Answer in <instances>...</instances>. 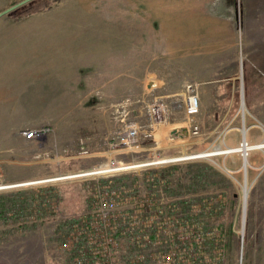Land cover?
<instances>
[{
    "label": "rangeland",
    "instance_id": "1",
    "mask_svg": "<svg viewBox=\"0 0 264 264\" xmlns=\"http://www.w3.org/2000/svg\"><path fill=\"white\" fill-rule=\"evenodd\" d=\"M20 1L0 0V12ZM189 16L188 0H31L0 16V182L16 185L0 190V264H264V16L251 35L238 22L248 58L190 46L223 36ZM188 85L200 99L192 118ZM153 102L168 109L153 136L110 154L127 125L146 130ZM42 126L53 131L23 134ZM244 137L248 156L226 153ZM110 158L178 161L30 184ZM91 221L116 236L115 263L87 245Z\"/></svg>",
    "mask_w": 264,
    "mask_h": 264
},
{
    "label": "built area",
    "instance_id": "2",
    "mask_svg": "<svg viewBox=\"0 0 264 264\" xmlns=\"http://www.w3.org/2000/svg\"><path fill=\"white\" fill-rule=\"evenodd\" d=\"M188 97L186 101L185 111L186 114L192 118L196 114H198L200 110V102H199V95L196 93L195 88L192 85H188ZM168 112L167 106L162 102H153L148 105V113L151 116L150 123L146 126V130L141 131V127L138 125V123L133 122L126 126L125 130L118 135L116 139H114L111 142L112 150H110V154H112L114 149L116 150L117 147L123 148V150H132V149H139V142L141 138V133H143V138H151L153 136L152 131L155 128V125L159 121H163V119L166 117ZM53 131V129L50 126H42L38 128H30L23 131L24 136L27 139H40L43 138L45 135L50 134ZM192 132L194 134L198 133V125L193 124L192 126ZM249 141L247 140V137H244L241 142L239 143L241 148H248L249 147ZM117 151V150H116ZM112 152V153H111ZM239 152L243 155V150L241 151H232V152H226V153H236ZM83 155H89V150L82 149V151L79 152ZM246 155H249V152L246 151ZM244 157V155H243ZM178 160H169L165 162H159L161 163H168V162H176ZM158 163V164H159ZM154 163L151 162H145V163H137V164H122V163H116L114 159L110 158L109 161L102 164L101 166L94 168L92 170H88L86 172H80L77 174L72 175H66L62 177L57 178H51V179H45V180H39V181H33L30 184L38 183V182H46V181H52L57 179H66V178H73V177H83V176H111L113 172L116 170H126L129 168H135L140 166H148L152 165ZM116 168L111 169L108 168V166H115ZM18 186L24 185V184H17ZM16 186V185H15ZM14 185H6L0 182V190L7 189L11 187H15ZM81 233L87 238V245L92 244L95 245L94 248L95 254L97 256H100L101 259L110 261V258L112 257L113 253L112 250L117 246V239L114 238V235L110 232H108L107 225L105 222H102L100 226L95 224V222H90V228L88 226H82L80 228ZM79 231V228H78ZM96 231V232H95ZM100 231V232H99ZM102 231V232H101ZM104 231V232H103ZM139 235V234H137ZM103 236V239H102ZM136 239V238H134ZM138 240V239H136ZM99 248L97 249V247ZM85 261L82 258H79L78 264H84ZM115 263V262H111Z\"/></svg>",
    "mask_w": 264,
    "mask_h": 264
},
{
    "label": "crops",
    "instance_id": "3",
    "mask_svg": "<svg viewBox=\"0 0 264 264\" xmlns=\"http://www.w3.org/2000/svg\"><path fill=\"white\" fill-rule=\"evenodd\" d=\"M189 11H190V25L201 26V27H220V36L227 38L226 41L222 38V41L216 43L210 47L201 45V39H193L190 37V46H193L196 50L202 51L203 47L206 51L210 50H221L220 48L233 49L235 52H239L241 56H244V41L239 39L238 35V22L242 19L246 20L250 25V35L254 34V28L257 26V17L263 18V8L259 11L256 8L260 3L263 7L264 0H188ZM263 3V5H262ZM223 28V29H222ZM214 34H218L217 31H213ZM226 35V36H225ZM224 42L226 45L224 46ZM251 39L246 41L247 49L250 51L254 50L256 43H250ZM257 49L259 52L264 53V41L259 42ZM250 49V50H249ZM249 54H245V57H249ZM264 58V55L259 56ZM182 134H187L188 129L184 128Z\"/></svg>",
    "mask_w": 264,
    "mask_h": 264
},
{
    "label": "trees",
    "instance_id": "4",
    "mask_svg": "<svg viewBox=\"0 0 264 264\" xmlns=\"http://www.w3.org/2000/svg\"><path fill=\"white\" fill-rule=\"evenodd\" d=\"M108 185H109V182H107ZM107 183H103L104 185L107 184ZM54 191V190H53ZM53 191L52 189L50 188H44L41 192H43L40 196V202L42 204V206H44L45 208H51V207H55L56 206V198H55V195L53 194ZM108 191V194H111V191L110 189L107 190ZM110 191V192H109ZM175 210V208H174ZM168 213V212H167ZM167 217L169 218H172L174 219V214L170 213V214H167L166 215ZM165 217V216H164ZM163 219V218H162ZM113 220V219H112ZM164 220V219H163ZM163 220H161L163 222ZM80 222V220L77 221V223ZM160 222V221H159ZM157 223V222H156ZM157 225V224H156ZM78 226V225H77ZM86 226H88V228H90V223H87ZM143 227H138V230L135 231L136 234L139 233V231H143ZM159 228V227H158ZM136 229V228H135ZM129 231V230H128ZM114 238H116V236L114 235ZM98 259L101 260V257L98 256Z\"/></svg>",
    "mask_w": 264,
    "mask_h": 264
},
{
    "label": "water",
    "instance_id": "5",
    "mask_svg": "<svg viewBox=\"0 0 264 264\" xmlns=\"http://www.w3.org/2000/svg\"><path fill=\"white\" fill-rule=\"evenodd\" d=\"M29 1H31V0H22V1H20V2H17L16 4H14V5H12V6L8 7V8H6L5 10H2V11L0 12V16L6 14V13H8V12H11V11L15 10L16 8H18V7H20V6H22V5L26 4V3H28Z\"/></svg>",
    "mask_w": 264,
    "mask_h": 264
},
{
    "label": "bare ground",
    "instance_id": "6",
    "mask_svg": "<svg viewBox=\"0 0 264 264\" xmlns=\"http://www.w3.org/2000/svg\"><path fill=\"white\" fill-rule=\"evenodd\" d=\"M261 146H264V145H260V146H258V147H261ZM249 148V147H248ZM248 148H241V147H239V148H234V149H231V150H238V149H240V150H243V151H245V153H246V151L247 150H249ZM250 149H252V147H250ZM170 159V158H169ZM169 159L167 160H164V158H159V159H155L154 161H153V163H158V162H165V161H169ZM170 160H172V158L170 159ZM117 166H114V167H112V166H108V168H111V169H114V168H116ZM15 186V185H14Z\"/></svg>",
    "mask_w": 264,
    "mask_h": 264
}]
</instances>
